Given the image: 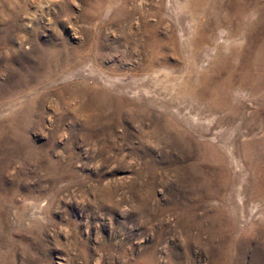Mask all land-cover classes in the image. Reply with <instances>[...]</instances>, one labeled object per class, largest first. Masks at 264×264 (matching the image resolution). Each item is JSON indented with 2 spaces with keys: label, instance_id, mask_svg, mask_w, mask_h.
Returning <instances> with one entry per match:
<instances>
[{
  "label": "rangeland",
  "instance_id": "1",
  "mask_svg": "<svg viewBox=\"0 0 264 264\" xmlns=\"http://www.w3.org/2000/svg\"><path fill=\"white\" fill-rule=\"evenodd\" d=\"M0 264H264V0H0Z\"/></svg>",
  "mask_w": 264,
  "mask_h": 264
},
{
  "label": "bare ground",
  "instance_id": "2",
  "mask_svg": "<svg viewBox=\"0 0 264 264\" xmlns=\"http://www.w3.org/2000/svg\"><path fill=\"white\" fill-rule=\"evenodd\" d=\"M162 38V37H161ZM164 41V40H163ZM168 41V40H167ZM170 41V40H169ZM174 41V40H173ZM157 43H160V42H157ZM162 43V42H161ZM165 44H167V43H165ZM163 47V46H162ZM166 47V46H165ZM156 49H157V47H156ZM168 49V48H167ZM159 52V51H158ZM157 53V52H156ZM160 53H162V52H160ZM158 56H160L159 54H158ZM162 56V55H161ZM154 58V57H153ZM155 59V58H154ZM156 59H159V58H156ZM152 60V59H151ZM158 62V61H157ZM188 62V61H187ZM167 63V62H166ZM156 67V66H155ZM158 67V66H157ZM198 71V70H197ZM187 87V86H186Z\"/></svg>",
  "mask_w": 264,
  "mask_h": 264
}]
</instances>
